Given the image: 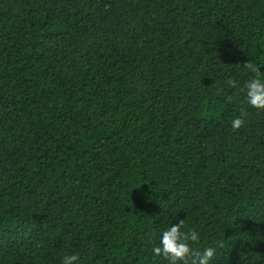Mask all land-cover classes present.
<instances>
[{"label": "trees", "instance_id": "trees-1", "mask_svg": "<svg viewBox=\"0 0 264 264\" xmlns=\"http://www.w3.org/2000/svg\"><path fill=\"white\" fill-rule=\"evenodd\" d=\"M257 73L264 0H0V264H264Z\"/></svg>", "mask_w": 264, "mask_h": 264}, {"label": "clouds", "instance_id": "clouds-1", "mask_svg": "<svg viewBox=\"0 0 264 264\" xmlns=\"http://www.w3.org/2000/svg\"><path fill=\"white\" fill-rule=\"evenodd\" d=\"M244 67L251 66L246 62ZM227 84L234 87L236 82L229 79ZM243 103L248 108L264 111V78H261L258 73L244 82ZM243 123V119L238 115L231 120L230 127L236 130ZM184 226L185 219H179L176 223L171 221L170 225L160 232L158 244L152 247L153 257H161L168 261V264H213L218 254L217 250L222 245L217 243L194 250L192 245L199 240V233L195 229L182 231ZM78 260L79 257L75 253L65 254L60 258V264H76Z\"/></svg>", "mask_w": 264, "mask_h": 264}]
</instances>
